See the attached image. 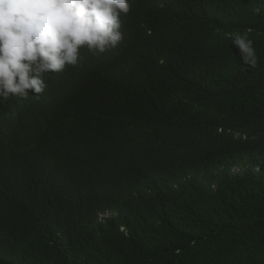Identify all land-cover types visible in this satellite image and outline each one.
Instances as JSON below:
<instances>
[{"label":"trees","instance_id":"16d2710c","mask_svg":"<svg viewBox=\"0 0 264 264\" xmlns=\"http://www.w3.org/2000/svg\"><path fill=\"white\" fill-rule=\"evenodd\" d=\"M122 21L116 48L0 99V264H264V0Z\"/></svg>","mask_w":264,"mask_h":264},{"label":"clouds","instance_id":"9594fccd","mask_svg":"<svg viewBox=\"0 0 264 264\" xmlns=\"http://www.w3.org/2000/svg\"><path fill=\"white\" fill-rule=\"evenodd\" d=\"M130 10L131 0H0V99H27L29 90L39 96L47 88L45 76L77 66L81 50L101 55L116 48ZM230 39L241 70L255 68L258 57L247 33Z\"/></svg>","mask_w":264,"mask_h":264},{"label":"built area","instance_id":"2783aa9c","mask_svg":"<svg viewBox=\"0 0 264 264\" xmlns=\"http://www.w3.org/2000/svg\"><path fill=\"white\" fill-rule=\"evenodd\" d=\"M240 170H241V168L239 166H233L230 169V174L235 175ZM112 216H114V214L110 211H101L98 213V220L104 221L105 219L111 218ZM121 230H124V228L122 227Z\"/></svg>","mask_w":264,"mask_h":264}]
</instances>
